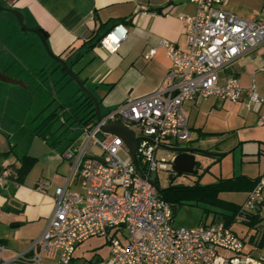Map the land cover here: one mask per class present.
<instances>
[{
	"label": "built area",
	"instance_id": "built-area-1",
	"mask_svg": "<svg viewBox=\"0 0 264 264\" xmlns=\"http://www.w3.org/2000/svg\"><path fill=\"white\" fill-rule=\"evenodd\" d=\"M190 1L194 13L179 17L184 48L164 38L159 41L170 65L158 87L110 108L98 120L94 117L82 123L78 141L61 154L70 161L69 173L54 189L53 207L41 233L23 250L0 244V264L48 260L69 264L78 243L91 236H108L109 230H113L110 253L95 264H264L244 252L243 239L220 217L195 227L174 225V208L159 195L151 178L157 169L169 170L171 163L172 156L158 159L156 150L191 136L182 109L187 100L215 96L235 102L244 94L264 124V94L253 86L243 89L233 75H221L236 57L264 44V22L227 12L222 8L227 0ZM126 35L127 29L116 24L100 44L112 41L111 50L115 51ZM154 53L155 47H151L144 58ZM112 121L122 122L140 137L136 163L119 136L102 131ZM94 144L102 149L101 155L86 154ZM9 175L6 168L0 172V178ZM74 177L81 191L69 188ZM39 188H44L43 183ZM261 205L264 176L254 182L234 220L242 221L246 213ZM116 234L122 235L124 242Z\"/></svg>",
	"mask_w": 264,
	"mask_h": 264
},
{
	"label": "crops",
	"instance_id": "crops-1",
	"mask_svg": "<svg viewBox=\"0 0 264 264\" xmlns=\"http://www.w3.org/2000/svg\"><path fill=\"white\" fill-rule=\"evenodd\" d=\"M0 3L19 9L28 27L43 29L53 53L66 60L71 70L98 99L101 115L128 99L145 95L158 87L170 65L159 41L164 38L176 47L184 48V33L179 17L195 11V5L190 0H0ZM222 8L242 19L264 22V0H227ZM13 21L9 20L6 28L0 30V53H8L12 60L8 64L2 58V70L7 64L12 67L18 63L16 52L7 47L9 41L5 44L3 40H7V33L14 34ZM119 23L127 29V35L117 50H111L112 41L106 44L94 40L87 42L89 37L104 35ZM35 42L32 39L25 43L26 48L20 55L28 57L23 68L25 78L20 79L21 83L17 85L24 89L42 86L47 90L43 73L49 69L48 72L53 75L56 67L46 59L43 48L40 49ZM151 47H155V53L145 59L144 54ZM58 67L62 70L59 75L62 78L66 73ZM221 75H233L238 78L243 89L253 86L258 93L264 94V44L236 57ZM75 95L76 99L81 98L76 91ZM182 109L191 129V136L186 141L192 143L186 146L199 148L200 144H214L216 153H222L214 154L215 159L226 154L231 156L232 172L223 177L242 175L250 182L242 190L224 191L242 192L239 201L220 197L222 192L218 195L221 199L241 204L252 182L264 176V124L258 121L257 113L247 104L244 94L235 102L215 96L197 97L185 101ZM80 123L82 125L83 122ZM167 146L170 145L160 148ZM11 151L8 147L0 148V158L5 152ZM23 155L36 158L31 150L15 158H9L8 154V158L0 162V172L8 167L5 166L7 163L17 171ZM69 164L68 161L64 165L61 157L57 170L63 176L62 183L44 181L41 177L43 172L39 176L31 175V170L22 178L12 171L9 176L0 178V244L11 250H23L38 237L51 213L54 189L64 183L67 175L65 170ZM40 183H43L44 188H39ZM70 189L81 191L80 187L78 190ZM253 212L258 213L264 223V205ZM248 234V241L253 247L246 250L243 237L244 250L264 262V254L253 252L254 248L258 249L264 244V229L248 226ZM91 237L75 246L69 264H95L98 259L108 256L110 249L107 256L99 254L96 258L93 255L86 257L90 243L92 249L97 245L89 241ZM119 237L124 242L122 235ZM105 242L109 243V238ZM41 264L58 263L48 260Z\"/></svg>",
	"mask_w": 264,
	"mask_h": 264
},
{
	"label": "rangeland",
	"instance_id": "rangeland-1",
	"mask_svg": "<svg viewBox=\"0 0 264 264\" xmlns=\"http://www.w3.org/2000/svg\"><path fill=\"white\" fill-rule=\"evenodd\" d=\"M0 13V16L4 18L14 17L8 12ZM12 23L15 26V32L18 36H14L16 35L15 32L13 35L10 32L7 33V40H3L6 41L5 44L9 41L7 47L16 52L18 55V63H14L15 65L12 67L9 66L8 64L12 62L11 56L6 52L0 53V60L3 58V60L8 63L3 70H0H2L6 76H13L11 78L20 81V79L25 78L23 68H25V63L28 60V57H20L22 51L26 48L25 43L31 42L32 39H34L36 45L38 44L40 49H42V45L35 33L21 29L17 21H13ZM6 24L7 22L0 20V30L6 28L8 25ZM11 39L13 40L11 41ZM12 43L14 45H12ZM45 55L46 59L56 67L53 71L55 72L53 75L48 72L49 69L43 73V76H45V84L48 86L47 90L42 88V86L24 89L16 83L0 80V148L3 149L8 147L12 150L10 153L5 152L2 154L0 162L7 159L8 154L9 158H15L16 156H21L24 151L31 150V152L36 155L35 162L29 169L31 170V175L39 176L40 173L43 172L41 177L44 181L49 180L53 183H62L61 177L63 176L59 175L61 173L57 170L59 161L62 157L60 153L62 154L64 149L68 146H72L75 141H78L82 129L80 118H83L88 109H78V105L85 95L81 93L75 81L68 75H63L62 78L59 77V75L61 76L62 70L46 53ZM75 91L77 95H80V99H76ZM27 94L31 97H28ZM59 104H62V106ZM75 111L77 112V120L71 115ZM82 118L81 120L83 121ZM89 122H91V120H89ZM134 129L135 132H138L136 128ZM171 143L174 146H186L192 142L172 140ZM195 146H198V144H195ZM197 149L201 151L195 156L201 165V167L197 169V175L173 174L172 183L184 185L193 183L207 184L217 181L220 177L231 174L233 167L230 154L215 159L214 154L220 155L222 153H216L214 144H210L209 146L207 144H200V147ZM86 154L89 156H99L102 154V149L94 144ZM170 155H172V152L166 149L158 148L156 150V157L158 159L161 157L168 159ZM119 156L121 158L125 157L122 152H119ZM63 161L64 165H67L69 160L63 158ZM5 166L10 168L5 167L9 172L12 171L13 174H16L17 171L14 170L15 168L11 167L10 163L5 164ZM65 173L68 175L69 165ZM170 173L171 172L168 170L157 169L151 174V178L155 180L159 186L166 187L169 183L168 176ZM78 186L74 177L70 183V188L78 190ZM242 195V192L220 193V197L234 201H239ZM174 207V225L183 227H195L203 222L209 223L213 210L223 211L219 207H213L206 203L188 199H185L181 204L176 203ZM206 210L208 211L206 212ZM230 228L240 238L244 237L246 250L253 247L248 241L249 234L248 225L246 223L233 219ZM112 231L113 230H109L108 236L102 238L96 236L91 237L89 241L97 245L96 248L92 249L90 248L92 247L90 243L86 251V257L93 255L96 258L99 254L107 256L110 244L105 242V240L113 236ZM116 236L119 235L116 234ZM253 252L255 254H264V244L258 249L254 248Z\"/></svg>",
	"mask_w": 264,
	"mask_h": 264
},
{
	"label": "trees",
	"instance_id": "trees-1",
	"mask_svg": "<svg viewBox=\"0 0 264 264\" xmlns=\"http://www.w3.org/2000/svg\"><path fill=\"white\" fill-rule=\"evenodd\" d=\"M102 36L103 35H100L98 37L91 36L88 38L87 42H92L93 40L94 42H99ZM55 64L57 63L55 62ZM57 66L59 65L57 64ZM78 109H88V111L84 114L83 118L81 117L83 121L80 118V122H88L89 120H92L95 116L92 101L87 96H85L83 100L79 103ZM76 114V111L73 112V116L77 118ZM35 159V157L30 155H23L20 158V164L17 168V175L19 178H22L27 173L31 165L35 162ZM256 180L257 179L252 182L250 189ZM155 183L157 185L159 195L163 199L168 201L172 207H174L176 203L181 204L185 199L206 203L217 208L219 207L223 211L213 210L210 222L215 221L216 217L219 215L221 216V220L224 221L226 226H230L235 214H237L238 212L240 204L238 205L234 202L221 199L218 196L219 193L224 191L242 190L245 187L246 183L248 185L250 184L248 179H246L242 175L237 177H223L215 182L207 184L193 183L184 185L170 183L166 187H160L157 182ZM162 188H164V190H160ZM207 211L208 210H206V212ZM241 222L246 223L249 227H254V229H264V223H262V219L258 216V213H254L253 211L246 213ZM244 252L247 253L245 250Z\"/></svg>",
	"mask_w": 264,
	"mask_h": 264
},
{
	"label": "water",
	"instance_id": "water-1",
	"mask_svg": "<svg viewBox=\"0 0 264 264\" xmlns=\"http://www.w3.org/2000/svg\"><path fill=\"white\" fill-rule=\"evenodd\" d=\"M0 10L11 13L15 17L18 25L23 30L31 31L35 33V35L38 37L42 45L44 52L65 71L66 75H68L72 80L75 81L81 93L87 96L92 101V106H93V110L95 113L94 117H95V120H98L101 116L100 110H99L98 99L86 87L83 81L71 70L66 60L60 57L59 55L53 53V51L50 49L48 45L46 34L43 31V29H41L40 27H28L26 23L24 22V14L15 7L0 6ZM0 80L9 82V83H16V84L21 83L20 81H17L9 76H6L5 74L1 72H0ZM102 131L119 136L122 139L123 143L129 149L131 160L134 163H136L135 150H136L137 142L140 137L134 134V131L132 128L126 126L122 122L112 121L104 125L102 127ZM163 148L172 152L171 163L169 166V171L171 172L168 176L169 181L172 180V176H171L172 173L177 174V175L197 173V168L199 167L200 162L196 160L195 156L197 153L201 152L200 149H197L194 147H188V146H174V145H170V146L163 147ZM99 159L102 160V158H99ZM160 190H164V188ZM218 219H219V216L216 217V220Z\"/></svg>",
	"mask_w": 264,
	"mask_h": 264
},
{
	"label": "flooded vegetation",
	"instance_id": "flooded-vegetation-1",
	"mask_svg": "<svg viewBox=\"0 0 264 264\" xmlns=\"http://www.w3.org/2000/svg\"><path fill=\"white\" fill-rule=\"evenodd\" d=\"M0 6H3V7H12L11 5H5L3 3H0ZM0 12H7V11H3V10H0ZM9 13V12H8ZM1 14V13H0ZM12 19L16 22L15 18L12 17V18H4L3 16H0V20H3L4 22H9V20L12 21ZM7 25V24H6ZM26 31V30H25ZM0 49H1V45H0ZM1 73L5 74L4 72L0 71ZM174 173L171 174V176L173 175ZM172 179H173V176H172ZM173 180L169 181L168 184L172 183ZM161 187V186H160Z\"/></svg>",
	"mask_w": 264,
	"mask_h": 264
}]
</instances>
